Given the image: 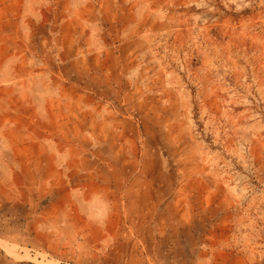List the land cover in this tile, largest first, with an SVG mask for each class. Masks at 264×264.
Here are the masks:
<instances>
[{"label": "rangeland", "instance_id": "rangeland-1", "mask_svg": "<svg viewBox=\"0 0 264 264\" xmlns=\"http://www.w3.org/2000/svg\"><path fill=\"white\" fill-rule=\"evenodd\" d=\"M75 1L142 42L121 96L103 97L112 137L73 178L98 195L114 186V237L89 241L80 224L76 238L61 222L41 238L31 202L6 199L0 264H264V0Z\"/></svg>", "mask_w": 264, "mask_h": 264}, {"label": "crops", "instance_id": "crops-1", "mask_svg": "<svg viewBox=\"0 0 264 264\" xmlns=\"http://www.w3.org/2000/svg\"><path fill=\"white\" fill-rule=\"evenodd\" d=\"M91 15L75 0L40 9L9 0L0 7V204L31 202L41 238L61 222L76 225V238L80 224L89 241L114 237V186L98 195L90 177L73 178L92 174V148L112 137L117 110L103 97L121 96L142 42L114 38ZM58 237H50L57 248Z\"/></svg>", "mask_w": 264, "mask_h": 264}]
</instances>
